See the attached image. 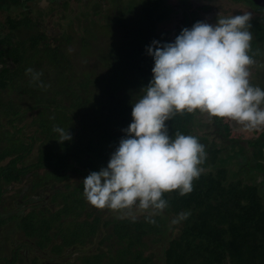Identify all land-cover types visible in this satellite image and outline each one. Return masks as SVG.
I'll list each match as a JSON object with an SVG mask.
<instances>
[{
    "label": "trees",
    "instance_id": "obj_1",
    "mask_svg": "<svg viewBox=\"0 0 264 264\" xmlns=\"http://www.w3.org/2000/svg\"><path fill=\"white\" fill-rule=\"evenodd\" d=\"M29 1L0 0V10L3 5V10L26 7L28 11L18 20L7 16L0 25L1 30L8 29L0 34V129L9 124L14 130L0 138L6 143L0 146V197L4 186L29 179L35 194L48 190L52 202L59 199L62 206L52 212L46 207L36 210L34 204L35 209L12 213L8 219L12 216L22 221L32 239L29 231L53 236L61 219L74 217L69 222L71 230H60L61 237L66 236L60 252L51 251L55 255L103 233L94 252L78 257L79 264H264V131L258 140L248 142L252 152L243 165V159L237 157L242 149H233L234 141L228 137L232 126L226 119L207 113L210 130L202 123L196 126L199 110L174 113L166 121L169 137L174 139L176 133L194 136L204 146L205 158L198 165L202 171L192 181L191 193H164L162 199L168 207L159 214L149 209L137 215L138 208L134 207L131 213H117L107 219L100 216L103 209L93 207L84 196L83 180L107 167L132 123V105L142 98V90L152 80L155 65L147 48L153 41L174 42L182 29H190L196 22L213 21L215 25L216 18L210 17L204 5L191 8L186 0H178L176 9L167 4L168 0H141L132 8L129 0H120L116 14L107 17L100 3L99 9L87 12L86 17L109 27V37L116 30L121 35L99 46L95 42L98 38L87 41L82 32L79 54L93 59V64L76 72L65 50L70 35L53 37L36 29L44 10L36 6L31 9L26 5ZM47 1L56 4L55 0ZM75 1L80 6L85 4L84 0ZM246 1L256 14L264 10ZM62 6H68V1ZM173 17L179 18L163 29L168 37L163 38L160 28ZM262 19L250 24L251 59L264 56L260 54L264 46ZM27 68L41 72L40 81L49 87L31 83ZM14 92L15 98L10 95ZM32 111L36 114L28 118ZM2 118L7 121L4 125ZM16 122L21 127L14 126ZM55 126L69 129L72 139L57 142ZM25 127L35 129L29 133ZM201 128L206 129L199 132ZM35 144V159L25 165L24 158L33 152ZM224 148L228 150L223 152ZM72 178L81 180L72 191H67L69 185L64 183V189L57 192L59 183ZM181 214L185 215L181 218Z\"/></svg>",
    "mask_w": 264,
    "mask_h": 264
},
{
    "label": "clouds",
    "instance_id": "obj_2",
    "mask_svg": "<svg viewBox=\"0 0 264 264\" xmlns=\"http://www.w3.org/2000/svg\"><path fill=\"white\" fill-rule=\"evenodd\" d=\"M250 20L246 13L218 18L215 25L196 22L174 42H152L147 48L155 65L152 80L132 105L125 138L107 167L83 180L84 196L93 207L129 212L136 207L159 214L168 207L164 193H191L192 181L202 171L198 165L205 158L204 146L194 136L169 137L166 121L174 113L199 110L248 131L264 126V90L249 82L254 63L248 55ZM26 75L38 87H49L40 81L41 72L27 68ZM53 131L59 143L72 139L69 129L55 126Z\"/></svg>",
    "mask_w": 264,
    "mask_h": 264
},
{
    "label": "rangeland",
    "instance_id": "obj_3",
    "mask_svg": "<svg viewBox=\"0 0 264 264\" xmlns=\"http://www.w3.org/2000/svg\"><path fill=\"white\" fill-rule=\"evenodd\" d=\"M40 1H43L45 3H41ZM56 4H49L47 0H33L26 3V5L30 6L31 9H36L39 7V3H41L40 9L43 11V16L41 17V21L38 23V27L36 29L40 30V32L44 33L47 32L49 35L53 37H57L60 34L62 35L64 33L70 35V43L66 45L65 50L70 55L71 63L74 65V71H78V69H85L88 67H91L93 64V59L84 58L81 56L80 53V35L83 32V37L87 41H93L96 38H98L95 42L99 43V46L108 45L111 43L112 39H117L121 35L120 30H114V35L110 36L111 30L109 27L105 25H98L96 23H93L88 20V17H86V13L90 12L92 9H99L100 3L102 8V13L105 12V16L107 17L110 15L116 14V10L118 9V4L120 3V0H84L83 2L84 6H80V3H77L75 0H55ZM64 1H68V6H65V8L62 6ZM187 4L192 7H199L201 5H204L206 9L210 13V17H215V24L217 23L218 18L221 17H229L234 15H243L246 13H250L251 20L250 24L253 21H258L264 24V10H262L261 14H256L257 12L252 8L253 6L246 0H241L240 3H234L229 0H186ZM238 1V0H237ZM137 3V5H140L141 0H129L128 4L129 7H133L134 4ZM179 3L178 0H168L167 4H170L173 9L177 8V4ZM246 3V4H245ZM2 4L4 5V1H2ZM2 5V8L0 10V25L5 21V18L7 16H10L11 18L19 19L23 16V14L28 15V11L26 7H18V8H11V10H3L5 6ZM50 5V7H48ZM36 6V8H34ZM247 6V7H246ZM251 9V10H250ZM188 12V11H186ZM184 13V12H183ZM32 17L35 18V13L32 12ZM102 14H100L101 16ZM100 16H97L99 19H101ZM175 17V16H174ZM174 17L168 22V25H163L160 29L163 31V29L168 28L170 24H174L175 21L178 20ZM113 19V16L111 17ZM107 19V18H106ZM206 19V17H204ZM206 23V21H205ZM208 24L214 25L213 21L208 22ZM45 28L48 31H45ZM8 32V29L4 28V30H1L0 27V34ZM163 34V38H166V32H161ZM168 38V37H167ZM253 39V37H252ZM102 44V45H101ZM103 45V46H104ZM264 45V44H263ZM261 45V46H263ZM264 47V46H263ZM261 48L260 54L262 56L264 55V48ZM254 63L249 66L250 71V77L249 82L250 85L253 87H259L261 90H264V56L260 57L258 59H252ZM11 96L15 98L16 93H11ZM6 99V96H5ZM10 99V97H9ZM261 107L264 108V103L261 104ZM34 114H36V111H32L31 115L28 116V118L32 117ZM197 125L199 126L201 123L204 125H207V128L211 130V122L209 121L210 117L207 113L200 112L198 116H196ZM27 118V120H29ZM229 124L231 123L230 129L231 132L229 133L228 137L230 139H233L234 142H232V146L234 150H238L239 148L242 149V154L237 156L239 159L242 158L243 165L245 164V160H248V158L251 155L252 147L248 142L252 143L254 140H258L261 133L264 131V126H261L260 130H245L243 125H240L237 122H233L232 120L226 119ZM7 121H5V118L1 119V123L4 125ZM199 122V123H198ZM14 123V126L21 127L20 123ZM233 125H236L233 127ZM26 128V127H25ZM35 128H26L27 132L34 131ZM206 128H201L199 132L204 131ZM13 127L8 124V126L3 127L0 129V138L4 137L3 133L5 132H12ZM14 131V130H13ZM235 140L240 142L235 144ZM4 140L0 141V146H5ZM37 145L35 144L33 147V152L30 155H27L24 158L23 163L25 165H28L32 163L35 159V148ZM228 149L224 148L223 152H226ZM253 162L257 161L258 158H251ZM234 167H230V170H233ZM44 173L41 171V174ZM27 178V177H26ZM83 179V178H82ZM29 179H24V181H21V183L15 184V186H4L3 195L1 197V204H0V264H24L22 262V256L23 259H27L26 264H79V256L81 255H88L87 253L94 252L97 247V241L98 238H102L103 233H101L99 236H95L93 238H90V240L85 242L83 245H75L71 246L68 249H64L62 253L59 255V257H53L52 254L54 251L56 253L60 252L61 244L63 241V236H66L65 234L61 237V229H64L65 231L69 228L71 230L72 227H69V222L74 221V217H68L61 219V223L59 227H57L56 232L53 236H50L47 234V232L44 233L41 232L38 234L32 233L29 231V236L31 234L32 239L28 238V233L23 229L22 227V221L16 220L14 218L8 219L6 217L7 215L11 213H18L23 214L27 211L31 210L32 208L36 210H39L40 207L44 208L46 207L52 212L57 211L61 208L62 203L59 199H56V202H52V193L48 190H43L41 192V195H37V193H34V190H32ZM81 180L72 178L69 182H61L57 183L58 188L57 192H60L64 189V183H67L69 185V189H66L67 191H72L74 186H77L80 183ZM65 190V191H66ZM33 197V198H32ZM35 197V198H34ZM35 204V205H34ZM15 206V207H14ZM45 208V209H46ZM134 208V207H133ZM132 211V210H131ZM129 210H119L114 211L113 213L110 212L109 208H104L102 210V214L100 215L102 219L110 218L112 215L117 213L122 214H128L131 213ZM144 213V210L138 209L136 214L141 215ZM78 218L76 217V222ZM62 238V239H61ZM62 240V242H61ZM57 245V246H56ZM56 246V247H55ZM58 247V249H57ZM14 250L16 251L17 256H13ZM54 250V251H53ZM52 251V253H51ZM43 254L45 256H43ZM38 255L43 256V260L37 258ZM12 256V257H11ZM159 256V255H158ZM157 256V257H158ZM53 257L54 259L52 260ZM18 258V261H17ZM20 258V260H19ZM14 259V262L12 261ZM59 259V260H57ZM156 259V258H155Z\"/></svg>",
    "mask_w": 264,
    "mask_h": 264
},
{
    "label": "flooded vegetation",
    "instance_id": "obj_4",
    "mask_svg": "<svg viewBox=\"0 0 264 264\" xmlns=\"http://www.w3.org/2000/svg\"><path fill=\"white\" fill-rule=\"evenodd\" d=\"M251 3H253L251 0H249ZM41 3H45V2H43V1H40ZM48 3H49V1H47ZM41 3H39V7H41L40 5H41ZM3 192H5L3 189H2V195H3ZM2 197V196H1ZM1 197H0V204H1ZM33 198V197H32ZM15 207V206H14ZM12 214V213H11ZM10 215V214H9ZM9 215H7L6 217H8ZM0 219H3V218H1V215H0ZM13 256H14V254H13ZM16 256H17V254H16ZM53 256V255H52ZM12 257V256H11ZM23 257L24 256H22V262H24V264H26L27 263V259H23ZM53 257H59V255H54ZM37 258H39V259H41V260H43L42 258H43V256H41V255H38V257ZM54 258H52V260H53ZM19 260H20V258H19ZM57 260H59V259H57ZM17 261H18V258H17ZM7 264H8V261H7Z\"/></svg>",
    "mask_w": 264,
    "mask_h": 264
},
{
    "label": "water",
    "instance_id": "obj_5",
    "mask_svg": "<svg viewBox=\"0 0 264 264\" xmlns=\"http://www.w3.org/2000/svg\"><path fill=\"white\" fill-rule=\"evenodd\" d=\"M256 6L264 8V0H251ZM43 4V3H42Z\"/></svg>",
    "mask_w": 264,
    "mask_h": 264
}]
</instances>
